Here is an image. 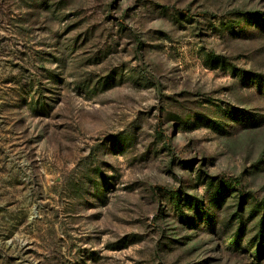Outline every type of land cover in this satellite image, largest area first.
<instances>
[{"label":"rangeland","instance_id":"rangeland-1","mask_svg":"<svg viewBox=\"0 0 264 264\" xmlns=\"http://www.w3.org/2000/svg\"><path fill=\"white\" fill-rule=\"evenodd\" d=\"M0 264H264V0H0Z\"/></svg>","mask_w":264,"mask_h":264},{"label":"trees","instance_id":"trees-1","mask_svg":"<svg viewBox=\"0 0 264 264\" xmlns=\"http://www.w3.org/2000/svg\"><path fill=\"white\" fill-rule=\"evenodd\" d=\"M233 183H234V185H238L237 180L233 179Z\"/></svg>","mask_w":264,"mask_h":264}]
</instances>
